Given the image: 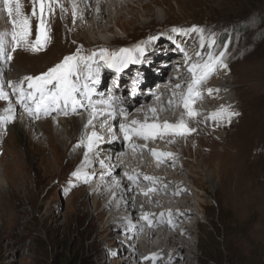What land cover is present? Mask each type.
<instances>
[{
	"label": "bare ground",
	"instance_id": "bare-ground-1",
	"mask_svg": "<svg viewBox=\"0 0 264 264\" xmlns=\"http://www.w3.org/2000/svg\"><path fill=\"white\" fill-rule=\"evenodd\" d=\"M22 1L25 10L31 12L27 8V0ZM111 1L112 0H74L78 9L76 17L73 18L71 14L73 0H61L67 11L61 13L60 9L57 8L55 15L49 17L51 18L50 23L56 24L57 26L51 28V41L47 48L44 51L36 52L34 55L36 63L43 60L47 52L49 53V57L54 55L56 52L54 50L61 46L59 40L66 35H71L70 39L73 40L71 41L72 45L83 44V52L87 46L85 38H91V35H89L86 30H90L91 28V31H95V29L98 31L101 29L100 27H104L106 23L110 22L111 24L114 15L113 9L117 10L118 7L123 5V2H127V5L129 4L128 8L131 10L130 13L128 12L125 16H134L140 9L149 10V5L151 4L150 1L144 0H118L119 5L115 4V7L111 9L110 12L102 11V9H104L102 7L105 5H107L109 9L110 5H108V3L110 4ZM134 2H141L139 3L140 8L137 7L138 5L136 6L133 4ZM24 7L22 9L23 11ZM60 14L62 18H59ZM97 15H99V17H97ZM93 17H95L96 22L93 24L90 22V26L88 19ZM123 19L121 17L120 20H116L117 22L115 25L122 23ZM61 20L66 24L64 27L59 23ZM92 20L94 21V18L91 19V21ZM31 23L32 29L36 35L37 18L32 17ZM174 24L176 26H173V28L191 27V25ZM83 26L88 29H84ZM79 27L82 28L80 34L84 36L83 39L78 36V33H73L77 31ZM11 28L12 25L9 22L4 30L10 32ZM35 35L34 38L31 39L34 40ZM158 37L159 39L142 45L144 48L143 55L139 53L134 54L139 62L129 64L128 67L124 68L119 73L114 69H109L101 65L99 83L95 85V93L92 96V100L107 101L110 103L111 108L104 105L106 112L114 110L116 116L115 119L107 115L98 117L93 122L104 124V127L97 124L89 128V133L92 131L104 133V147H108L106 153L103 155L99 153V159L94 157L91 158V164L84 166V149L75 147L81 136L85 134L84 125L87 124L89 109L78 108L75 113L69 109V114L67 116H64L61 112L54 111L50 115L43 117L44 119H41V122L39 119L30 116L24 110L23 106L17 103L16 96L12 93L11 88L7 86V82H19L23 77L27 76L22 73L21 69L23 67H28V65L16 66L17 69H20L18 74H13L12 67L9 66L10 73L6 82H3V84L5 85V91L9 93V99L14 105V119L8 122L0 121V135L8 133V135L10 134L9 142L14 139L18 146L20 145L23 148L26 146H34L35 149H39L43 152L46 151V146L43 145V142H34L32 137L40 140V137L45 135L46 138L44 141H46L45 143L50 146L53 151L54 165L59 164L61 158L65 155L61 150L62 147L67 149L66 154L75 156V164L72 165V169L69 171L70 176L71 173L78 168H82L83 171L90 173L87 181L83 179L77 180L71 176L68 182L71 181L77 188H79V185H87L88 192L86 196H89V193L96 194L94 199L96 207L99 206L102 196L107 194L113 195L111 201L104 207V210H106L111 208L112 204L115 203L114 212L108 219L106 226H108L109 230H120L122 233H129L130 237L133 235V239H141L138 243L139 245L131 246V255L125 258L124 264H132V256L138 253L136 249L137 246H139L142 251H147L148 253H150V249H154L156 250V255L155 258H153L154 254L146 255L147 258H150L149 260H147L145 256L137 257L139 263L134 264H148L149 262L158 264H194V258L191 252L194 251L193 246L195 243L193 244V238L195 233L188 225L196 221L195 216L197 213L190 207L192 201L189 202L188 200L190 196H201L202 194L200 193L204 190V187L201 186L198 180H193L191 182H185L183 180L182 175L185 173H187L186 175H190L194 167V164L187 161L189 158L186 157V154L192 157L191 154L193 153L190 150V147H192L195 148V150L196 148L202 149L203 152H208L209 156H212L220 146L224 145L226 146L224 149L230 147L236 151L246 162V165L252 162L253 159H259L260 155H264V148L260 150L254 148L255 150L252 151L253 154H250V150L246 149V146L251 147L256 141H261V143L264 144V105H259L257 103L259 95L253 96L254 93H252L247 97L244 93V85L239 84V80L233 78L234 76L241 78L240 68L242 64L241 59L243 58L241 56L248 57L250 55L249 53L257 49L258 46L255 44L249 46L247 52L237 57H234L235 49L234 51L233 49L227 50V53L233 51L231 58H224L227 67L218 68L207 82L200 86L201 98L196 100L193 105L198 115L194 118H189L183 104L179 103V94L187 91L188 83L191 81V73H189L188 68L191 63L199 59L195 57V52L200 51L204 53L207 51V48L196 49L199 36L195 33L189 36H183L170 31L169 33L158 35ZM169 37H173V39H169ZM179 43L188 44L187 48L188 52H190V56L193 57L192 61L186 60L184 54L182 56H175L178 54L175 47L173 49L166 48L168 44H172L173 46V44ZM65 45L68 46V44ZM153 46H155L154 49H151ZM60 50L65 52L63 48H60ZM75 50L76 49L71 48L69 45L65 53L71 55L76 52ZM91 52L92 51L87 52L86 55H90ZM156 54L158 57H155ZM48 59L46 60L47 62H49ZM171 61H178L180 64L184 62L183 68L179 69L182 75L176 80H182L181 84H179V89H172V87L168 85L171 81V79L169 80L170 75H166V79L164 77L165 73L168 71L165 66ZM50 67L51 65H45L43 68H38L36 66L35 68L38 69L36 74L39 75L47 71ZM176 67L177 66H175L173 70H175ZM178 71L175 75H172L173 78L179 75ZM213 77H216L213 81L217 83L210 81ZM122 78H124L126 82L125 87L121 84L123 81ZM219 80L221 82H218ZM81 83H83V78L81 79ZM161 83L164 85H161ZM153 84L162 87L157 92H150L149 88ZM208 89H218L219 91H214L209 95ZM174 92L177 95L174 96ZM227 97H232L233 99ZM170 101H172V103H169ZM84 103L87 105V100H85ZM222 105L229 107L230 111H234L239 115L233 116L231 118V123L225 120L218 126L214 121L205 119L209 113L219 109ZM7 106L8 101L0 100V115H6L4 109L7 108ZM152 108H155L157 113L154 114L151 112L150 109ZM250 116L251 118H249ZM145 119H147V123L149 124L158 125H162L164 121L175 124L179 120L184 119L187 126L189 128H195L196 131L186 136L171 134H164L161 136L157 134L155 138H149L147 140L132 136L126 141L124 139V134L120 131V124H130L133 120L143 123ZM101 121H103V123ZM105 121H107V123H105ZM5 123H7V126L4 127ZM56 124L61 126V130L57 128L62 131L61 133L56 129ZM32 125L36 126L33 127L35 129L32 128ZM109 128L115 131L117 139L113 140V133L109 131ZM40 133H42V135H39ZM54 140L59 142V146L53 144ZM0 144L5 146V143H1V141ZM133 144L141 147H137L133 150L131 147ZM188 147L189 151L187 150ZM96 149H98V147L94 150ZM152 150H155L158 154L173 153L174 155L171 157H161L160 162H158ZM225 151L228 150H224L223 155L217 156V159H210L211 157L209 158L206 154L204 155L199 151L202 156L198 161V168L196 166L194 168H197L204 174V177L208 180L213 190H215L218 185H221L220 187L224 188V190L226 188L228 193L227 196H229L230 201L229 204H231L232 207L239 211H248L245 204H250L249 201L253 197H250V193L254 192L249 186L252 182L243 173V163H239V159H237L231 151L230 153L228 151L229 154L225 153ZM0 152L4 153L5 151ZM197 154L198 153H196V155ZM250 155L252 156L251 160ZM29 156L31 158L30 160H32V153ZM212 157H215V155ZM43 161L48 164L50 163L47 158H43ZM3 162L4 160L0 158V165H3ZM92 163L99 165L100 168L98 171L100 173L97 175L99 181L96 180V182H94L95 178L90 177L95 171L93 170L95 167H93L94 164ZM124 169L125 171L122 172ZM125 173L135 175L137 177L136 182L133 183L130 181ZM145 176L157 177L158 180L153 184L145 180ZM117 181L119 183H117ZM112 182L114 187H111V192L102 190L103 186H107L109 189ZM185 183L187 186H185ZM172 185H174V187ZM6 186V176H4V173L0 170V187L6 188ZM150 189L155 190L149 191ZM193 189L194 192L195 190L198 191V194L193 195L191 192ZM145 192L148 194L145 195ZM120 197L124 198L125 201L122 202L123 199H119ZM128 197L130 199L126 200ZM202 197H199V199ZM164 198H168V200ZM253 203H255L256 206L259 202L255 198L254 202L252 201V204ZM199 206L201 205L199 204ZM188 207L192 213H188ZM124 208L129 211L126 216H130L129 219L127 218L124 220L122 214H120ZM169 212H171V220L174 226H170L167 223ZM144 213L151 214L149 219L153 220L152 226H149L147 221L142 219ZM161 213H164V222H161ZM103 214L104 211H101L99 216ZM137 219H139V221L134 223ZM124 221H126L125 224L128 222L129 224L132 223V225L130 224L128 227H123L121 224ZM179 223H183V227L178 229ZM158 228L166 229L157 231ZM168 229L170 231H168ZM145 230H147V232H145ZM113 234L114 231H109L108 236L112 237ZM144 252H141V254ZM162 253L165 256L161 257ZM180 259L181 263H178Z\"/></svg>",
	"mask_w": 264,
	"mask_h": 264
},
{
	"label": "rangeland",
	"instance_id": "rangeland-1",
	"mask_svg": "<svg viewBox=\"0 0 264 264\" xmlns=\"http://www.w3.org/2000/svg\"><path fill=\"white\" fill-rule=\"evenodd\" d=\"M144 1L151 2L149 5L150 11L140 9L134 16H125L131 11L127 2H123L121 7L117 8L116 6L117 10L113 8L115 4L119 5L118 0H112L110 4L108 3L110 5L109 9L107 5L103 6L102 11L110 12L111 9L114 10L112 22L111 24L110 22L106 23L98 31L97 29L91 31V28L89 30L83 26L84 29H88L86 31L91 35V38H85L87 46L82 54L86 55L87 52L100 48H107L109 51L132 48L148 40L151 36L169 33L173 26H176L174 23L191 25V27L196 25L205 29V35L216 34L215 47L206 49L207 51L211 50L218 53L224 50V45H227V50L233 49L234 51L235 49L234 57H237L247 52L249 46L253 44L258 46L257 49L249 53L248 57L241 56L243 57L240 68L241 78L235 76L233 78L238 79L239 84L244 85V93L247 97L252 93H254L253 96L259 95L257 103L264 105V0ZM139 3L141 2H134L133 4L138 5L137 7L140 8ZM26 5L31 12H27L22 4L24 7L23 12L26 15H31L32 0H27ZM37 11H39L38 6ZM61 17L60 14L59 18ZM121 17L122 19L124 17L123 22L115 25ZM93 18L94 21H91ZM93 18L88 19L89 24L90 22L92 24L96 22L95 17ZM50 19L49 21H51ZM8 23L9 19L6 17V13L0 11V32L6 31L4 29ZM59 23L63 27L66 25L62 20ZM56 26V24H51V28ZM81 30L82 28L79 27L73 33H78V36L83 39L84 36L80 34ZM34 35L32 29L31 38H34ZM70 37L71 35H66L61 38L59 43L62 47L56 48L54 50L56 51L55 54L51 57L47 52L44 59L38 61V63L34 59L36 52L23 48L12 54L13 59L11 61L5 62L4 59L0 58V83L6 82L10 73L9 66L12 67L13 74H18L20 69H17L16 66L28 65V67L21 69L22 73L27 76H37L36 71L38 69L35 68L36 66L38 68H43L45 65L53 67L60 63L68 55L65 52L69 45L76 50L81 46L84 47L83 44H77V41V45H72L71 41L73 40ZM8 39L10 40V37ZM178 45L188 51V44L184 43L173 44V46L168 44L166 48L173 49L175 47L178 51L175 56H182L184 53L179 50ZM154 47L151 49H154ZM60 48H63L65 52ZM196 49H201L199 39ZM8 51H11L10 46ZM233 51L227 53L225 58H231ZM188 53L190 55V52ZM155 57H158V55L156 54ZM47 59L49 62L46 61ZM175 66L177 67L173 70ZM183 66L184 62L181 64L178 61L168 62L165 66L168 71L164 77L166 75L172 77ZM178 73L179 75L172 78L179 79L182 75L180 74L181 70ZM215 78L213 77L210 81ZM122 80L121 84L125 87L126 82L124 78ZM213 83L217 82L213 81ZM155 85L157 84L150 86L152 88L149 90L150 92L156 91L157 86ZM227 98L233 99L232 97ZM43 117L46 116L41 114L39 118L41 122V119H44ZM101 122L103 123V121ZM97 124V122H93V125ZM93 125H90V128ZM98 125L101 126L102 124ZM5 126H7V123L4 124ZM33 127L36 126L32 125ZM55 127L57 129L61 126L56 124ZM57 130L59 133L62 132L60 131L61 128ZM39 135H42V133ZM9 137L10 134L8 135V133L0 135L1 143H5V146L0 144V151H5L4 153L0 152V158L4 160L3 165H0V170L7 179L6 188L0 187V264H124L125 258L131 255V246L139 245L141 239H133V235L130 237L129 233H122L120 230H109L106 226L108 219L114 212L115 203L106 210H104V207L111 201L113 195L102 196L99 206L96 207L94 203L96 194L89 193V196H86L88 192L87 185H79V188H77V186L68 182V179L71 178L69 171L72 169V165L75 164V156L66 154L67 149L62 148L60 145L65 155L61 158L59 164L54 165L53 151L45 143V135H42L40 140L32 137L34 142H43V145L46 146L44 152L35 149L34 146H26L25 148L18 146L14 139L9 142ZM53 144L59 146L57 140H54ZM225 147L224 145L220 146L212 154L215 157L209 156V153L203 152L202 149L196 148L198 150L196 151L195 148L190 147L193 154H191L192 157L186 154V157L189 158L187 161L198 168V161L201 159L202 154L211 157L210 159H217V156L223 155L224 150H228L229 153L231 151L239 159V163L244 165L243 173L252 182L249 186L254 192L250 193V197H253L249 201L250 204H245L248 211L240 210L241 213L229 204L226 188L224 190L220 187L221 185H218L213 190L200 170L193 167L190 175L183 174L185 182L198 180L201 186L204 187V190L200 193L201 196H190L188 200L189 202L192 201L190 207L197 213L195 216L197 222L194 221L191 225H188L195 233L193 238L194 251L191 252V255L194 258V264H264V155H260L259 159H253L252 162L246 165V162L236 151L230 147L224 149ZM254 148L263 149L264 144L261 141H256L251 147L246 146V149L250 150V154H253ZM187 150L189 151V147ZM228 151H225V153H228ZM31 153L33 155L32 160L29 156ZM196 153L198 154L196 155ZM43 158L49 159L50 163L43 161ZM251 158L250 155V160ZM93 167H95L93 168L95 171L90 177L95 178L94 182H96L100 168L97 164H94ZM124 171L125 169L122 170V172ZM112 186L113 182L110 184L109 189L107 186H103L102 190L108 192ZM172 186L174 187V185ZM185 186H187L186 183ZM191 192L193 195L198 194V191L195 190L194 192V189ZM199 197L202 198L199 199ZM255 198L260 204L258 203L255 206V203H253V206L252 201L254 202ZM119 199H123L122 202L125 201L124 198L120 197ZM129 199V197L126 198V200ZM164 199L168 200V198ZM101 211H104V214L99 216ZM128 212L126 208L120 212L124 220L130 218V216L126 217ZM188 213H192L191 210ZM138 221L139 219L134 223ZM125 222L121 224L123 227L132 225V223L127 222L125 224ZM180 225L181 223L178 224V229L181 227ZM164 229L166 228H158L157 231ZM109 231H114L112 237L108 236ZM168 231L170 230L168 229ZM136 249L138 253L132 256V264L139 263L137 257H147L146 255L150 254L156 255L154 249H150V253L142 251L139 246ZM141 252L144 253L141 254ZM163 256L165 255L162 253L161 257ZM178 263H181V259L178 260ZM148 264L158 263L149 262Z\"/></svg>",
	"mask_w": 264,
	"mask_h": 264
},
{
	"label": "snow or ice",
	"instance_id": "snow-or-ice-1",
	"mask_svg": "<svg viewBox=\"0 0 264 264\" xmlns=\"http://www.w3.org/2000/svg\"><path fill=\"white\" fill-rule=\"evenodd\" d=\"M33 8L31 16L26 15L23 12V6L21 0H0V11L6 13L9 22L12 25L11 31L0 32V58L5 62L13 59V53L18 49L30 50L32 52L44 51L51 41V24L49 17L55 15L56 9L59 8L61 13L67 11L61 0H32ZM37 6L39 12H37ZM78 6L74 2L71 5V14L73 18L77 15ZM32 17H36L38 20L35 39L32 37ZM62 18V17H61ZM171 31L178 35L189 36L192 33H196L199 36V47L201 49H212L216 45V34L210 33L205 35V29L196 25H193L189 29L172 28ZM163 35V34H162ZM10 37V40L8 39ZM159 39L158 36H151L147 41L141 42L133 46L132 48H120L117 51H109L107 48H100L93 50L90 55L82 54V46L77 48L76 52L67 55L60 63H57L53 67L49 68L46 72L37 76H25L19 82H7V86L11 88V91L16 96V101L23 106L24 110L37 119L40 115H50L52 112H61L64 116L69 114V109L75 113L78 108H87L88 119L87 124L84 125L85 129L88 126L93 125V121L98 117L107 115L112 119H115V111H107L101 105H107L111 108L110 103L107 101H93L92 96L95 93V85L99 83L100 67L103 65L109 69H114L117 73L121 72L124 68L128 67L131 63L139 62L138 58L134 55L139 53L143 55V44L150 43ZM173 39V37H169ZM10 46L11 51H8ZM179 50L184 53L186 60L192 61L193 57L189 55L188 51L179 46ZM195 57H198L195 62L191 63L188 71L191 73V81L188 83L187 91L179 94V103L183 104L186 110V114L189 118H194L198 115V112L194 109L193 105L196 100L201 98L200 86L207 82V80L214 74L218 68H226L227 64L224 62V58L227 55V45H224V50L215 51L208 50L206 53L200 51L195 52ZM86 72V74H85ZM83 78V83L81 79ZM26 84V87H25ZM175 88L179 89L180 85H175ZM214 91L218 92V89H208L209 95ZM135 94V93H133ZM173 95H177L175 92ZM0 100L8 101L7 108L4 109L6 115H0V121H12L14 119V105L9 99V93L5 91V85L0 83ZM87 100V105L84 101ZM169 103H172L170 101ZM154 114L156 109H150ZM239 115L234 111H230L229 107L221 106L219 109L209 113L206 120L214 121L217 126L227 121L231 123L233 116ZM107 123V121H105ZM104 127V124L101 125ZM120 131L124 134V139L127 141L132 136L141 137L145 140L149 138H155L157 134L163 136L164 134L186 136L192 132H195V128H189L184 119L179 120L175 124L164 121L162 125L149 124L147 119L145 122L133 120L130 124H120ZM109 131L113 133V140L117 139L115 131L109 128ZM103 138L96 132H85L81 136L79 142L75 147L84 149V166L91 164L90 154L98 146ZM133 150L139 145H131ZM153 155L157 157L160 162L161 157H171L173 153H157L152 150ZM103 163V162H101ZM130 181L136 182L137 177L135 175H129L125 173ZM71 176L77 180L83 179L85 181L89 178V173L78 168L71 173ZM145 180H148L155 184L158 180L157 177L145 176ZM71 183V181L69 182ZM117 183H119L117 181ZM150 189L149 191H154ZM145 195L148 193L145 192ZM178 194V193H177ZM150 213H144L142 219L146 220L149 226H152V220L149 219ZM169 219L167 223L170 226H174L171 220V212L168 213ZM164 213H161V222L163 221ZM155 258V254L153 256ZM146 259H148L146 257Z\"/></svg>",
	"mask_w": 264,
	"mask_h": 264
}]
</instances>
